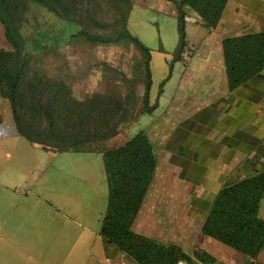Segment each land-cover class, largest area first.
<instances>
[{
	"label": "rangeland",
	"instance_id": "rangeland-1",
	"mask_svg": "<svg viewBox=\"0 0 264 264\" xmlns=\"http://www.w3.org/2000/svg\"><path fill=\"white\" fill-rule=\"evenodd\" d=\"M131 1L133 9L128 28L151 50L149 105L159 102L153 112H141L146 77V56L142 51L127 41L117 45H98L82 37H72L80 30L110 36L119 27L107 29L93 25L89 19L92 14L80 4L77 24L35 4H31L25 14L22 31L29 50L34 52L33 67L43 69L54 81L66 82L76 98L84 100L94 93L114 92H121L124 96L131 86L136 90L133 118L120 126L116 137L97 143V149L101 151L123 145L140 131L147 134L152 130L159 132L158 138L164 142L163 138L170 135L182 118L219 96L214 88L218 79L210 72V65L220 56L219 49L216 46L207 58V27L201 22H187L183 59L174 62L180 39L174 3L169 0ZM99 2L101 7L95 18L102 23H113L116 13L106 6L104 0ZM36 42H39L38 46H35ZM0 48L12 49L1 23ZM206 60L209 65L199 73L198 81L192 82L195 78L192 70L201 69ZM185 81L187 84L192 82L194 87L185 86ZM225 86L228 87V83L223 80L220 89ZM235 107L234 111H244L240 103ZM234 123L235 120H230L225 125ZM11 141L13 152L17 150L12 165L16 167L22 161L26 177L19 185L23 191H29L28 201L22 205L27 216L21 223L34 230L32 237L37 239L39 246L35 251L44 256V264H47L49 249L55 264H111L105 250V238L101 235L109 196L103 153L73 151L54 154L25 138H12ZM260 216L264 218V199ZM189 219L190 227L199 229L197 221ZM174 227L175 220L158 211L152 214V221L146 229L152 232L149 237L154 236L155 240L166 243L180 236V231ZM142 233L146 235L144 231ZM28 238L24 237L23 241ZM262 253L264 256V250ZM112 264L137 263L119 253Z\"/></svg>",
	"mask_w": 264,
	"mask_h": 264
},
{
	"label": "trees",
	"instance_id": "trees-1",
	"mask_svg": "<svg viewBox=\"0 0 264 264\" xmlns=\"http://www.w3.org/2000/svg\"><path fill=\"white\" fill-rule=\"evenodd\" d=\"M100 0H0V23L11 50L0 48V98L11 101L16 130L32 143L56 152H102L109 196L101 235L117 250L137 264H177L188 261V254L173 244L160 242L133 230L157 168L155 147L145 131L123 145L97 149V143L119 134L120 126L133 118L137 100L131 86L121 92L94 93L84 100L73 95L64 81H54L43 69L33 67L34 52L23 35L25 14L31 4L39 5L70 23H78L80 4L92 15L90 22L99 28L119 27L114 35H94L80 30L92 44L117 45L129 42L145 56V84L141 112H153L159 102L149 105L152 87L151 50L128 28L133 9L131 0H104L116 13L113 23L97 20ZM176 7L179 46L174 62L183 59L187 45L186 16L201 19L208 30L219 25L229 0H169ZM36 42L35 46H38ZM223 54L230 90L264 72V32L227 37ZM164 85V84H163ZM264 199V171L222 188L209 211L205 233L251 258L264 250V218L260 208Z\"/></svg>",
	"mask_w": 264,
	"mask_h": 264
},
{
	"label": "crops",
	"instance_id": "crops-1",
	"mask_svg": "<svg viewBox=\"0 0 264 264\" xmlns=\"http://www.w3.org/2000/svg\"><path fill=\"white\" fill-rule=\"evenodd\" d=\"M260 32H264V0H229L219 25L208 30L207 36V58L216 46L219 49L220 56L210 65V72L218 79L214 87L218 98L182 118L163 138L164 142L158 138L159 132L148 133L155 147L157 168L133 229L149 237L152 232L146 226L152 214L165 213L175 220L173 229L180 231L179 240L173 237L166 243L182 248L189 256L185 261L188 264H264L263 253L257 259L251 258L205 233V223L219 191L264 171V72L234 90L229 84L220 89L223 80L228 83L223 40ZM203 65L192 70V82L198 81L208 61ZM192 82L185 81V86L194 87ZM239 103L243 105L242 112L234 111ZM230 120H235L234 125L226 126ZM18 137L25 138L17 133L11 101L0 98V264H44V256L35 251L39 246L32 237L34 230L21 223L27 216L22 205L28 201L29 191L19 185L26 179L22 161L16 167L12 165L17 150L13 152L11 140ZM154 140L159 142L155 145ZM190 217L197 221L199 229L190 227ZM24 237L29 238L23 241ZM105 242L112 264L119 253H124L106 239ZM47 254V264H55L50 249Z\"/></svg>",
	"mask_w": 264,
	"mask_h": 264
},
{
	"label": "built area",
	"instance_id": "built-area-1",
	"mask_svg": "<svg viewBox=\"0 0 264 264\" xmlns=\"http://www.w3.org/2000/svg\"><path fill=\"white\" fill-rule=\"evenodd\" d=\"M185 20L187 22H191V23H199V22H202L201 19H199V18H197L195 16H186ZM177 264H188V263H186L185 261H180Z\"/></svg>",
	"mask_w": 264,
	"mask_h": 264
}]
</instances>
